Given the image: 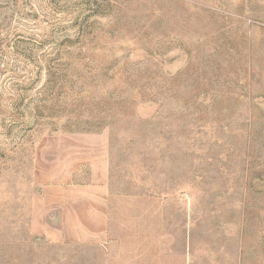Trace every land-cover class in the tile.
<instances>
[{"label":"rangeland","instance_id":"1","mask_svg":"<svg viewBox=\"0 0 264 264\" xmlns=\"http://www.w3.org/2000/svg\"><path fill=\"white\" fill-rule=\"evenodd\" d=\"M103 175L141 264H264V0H0V264H110L48 221Z\"/></svg>","mask_w":264,"mask_h":264},{"label":"crops","instance_id":"2","mask_svg":"<svg viewBox=\"0 0 264 264\" xmlns=\"http://www.w3.org/2000/svg\"><path fill=\"white\" fill-rule=\"evenodd\" d=\"M98 180L74 182L72 186L68 185L67 189L61 187L64 191L60 190L58 194H64V198L59 203V207L52 209L55 205L52 204L48 208V210L61 208L60 215H52V212V217L48 219L53 225L50 228L51 239L60 241L63 238L64 230H66V239L71 240L72 238L74 243L106 247V252L111 259L110 264H141V259L138 257L139 244L142 246L144 239L149 235L144 232L141 233V236L138 232H122L121 234L117 230L114 214H111L109 208L111 200L109 185L105 181L104 175L101 180ZM71 187L73 188L71 189ZM56 222L59 226L57 239L53 234L54 229L56 230ZM64 222L67 223L66 229L60 224ZM121 239H126L123 246L120 245Z\"/></svg>","mask_w":264,"mask_h":264}]
</instances>
